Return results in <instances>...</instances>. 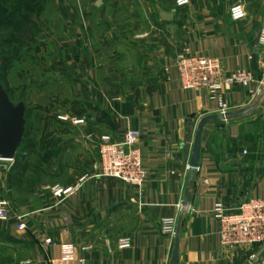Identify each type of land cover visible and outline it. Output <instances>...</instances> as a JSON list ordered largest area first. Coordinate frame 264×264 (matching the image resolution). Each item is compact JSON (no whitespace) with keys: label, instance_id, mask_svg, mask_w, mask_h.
I'll return each instance as SVG.
<instances>
[{"label":"crops","instance_id":"1","mask_svg":"<svg viewBox=\"0 0 264 264\" xmlns=\"http://www.w3.org/2000/svg\"><path fill=\"white\" fill-rule=\"evenodd\" d=\"M177 2L52 0L54 17L35 33L38 47L50 49L42 78L69 85L95 112L93 127L101 133L121 138L139 131L146 180L139 191L90 178L58 204L52 187L23 191L27 174L0 162V191L15 212L28 215L24 232L15 221L0 225L2 252L13 246L33 264H252V255L264 262L263 247L222 245L215 212L218 205L235 210L264 200V91L256 94L264 82V0H189L183 8ZM236 4L246 10L239 21L230 18ZM186 49L220 60L225 75H252L250 86L221 92L226 120L208 89H182L176 59ZM204 120L211 123L202 132L199 168L192 170ZM65 145L83 153L79 172L66 171L62 186L69 187L94 175L97 153L89 140ZM170 218L178 221L176 238L160 229ZM123 237L133 247L118 251ZM69 246L73 261L64 260Z\"/></svg>","mask_w":264,"mask_h":264},{"label":"rangeland","instance_id":"2","mask_svg":"<svg viewBox=\"0 0 264 264\" xmlns=\"http://www.w3.org/2000/svg\"><path fill=\"white\" fill-rule=\"evenodd\" d=\"M51 17L52 0H0V82L15 106H26V133L15 165L18 174H27L22 190L32 189L31 193L41 186L64 185L67 169L79 172L82 168L77 158L83 156L82 150L68 151L65 142L86 140L85 130L61 124L58 117L92 119L95 114L72 94L69 85H52L42 78L49 67L50 49L38 47L35 33L43 20ZM93 125L89 130H99ZM25 262L13 246L10 251L0 249V264Z\"/></svg>","mask_w":264,"mask_h":264},{"label":"built area","instance_id":"3","mask_svg":"<svg viewBox=\"0 0 264 264\" xmlns=\"http://www.w3.org/2000/svg\"><path fill=\"white\" fill-rule=\"evenodd\" d=\"M188 5L189 0H178L177 2L179 8ZM245 14L246 10L242 4H236L230 10V18L233 21L243 19ZM141 37H146V34ZM176 67L182 89L185 91L208 89L213 98L220 100V108L225 120L228 107L220 97L224 88L248 87L253 83L251 74L240 71L225 75L220 60L193 54L188 49L177 56ZM263 91L264 82L259 84L256 94L261 95ZM92 121L90 118H77L64 114L58 117V122L61 124H71L84 129V133H86L84 139L95 144L94 148L97 153V161L92 165L93 176L84 175L73 186L55 185L51 188L50 192L58 204L76 194L90 178L115 179L139 191L144 188L146 171L140 149L141 133L136 130H127L121 138H116L98 130H89ZM86 130L89 131L86 132ZM6 163H12L13 166L16 164V162ZM215 212L220 225L221 243L225 248H264V200H247L235 210H228L222 205H218ZM27 218L28 215L15 212L9 199L0 191V225L15 221L18 231L24 232L27 230ZM160 229L162 234L176 238L178 236V221L174 218L164 219L161 221ZM51 244V240H46L47 246ZM132 247V239L123 237L118 241L116 248L118 251H127ZM88 249L85 248L84 251ZM64 260H75L72 246L65 248ZM250 261L252 264H264L257 255L250 256ZM24 264L33 263L25 262Z\"/></svg>","mask_w":264,"mask_h":264},{"label":"water","instance_id":"4","mask_svg":"<svg viewBox=\"0 0 264 264\" xmlns=\"http://www.w3.org/2000/svg\"><path fill=\"white\" fill-rule=\"evenodd\" d=\"M26 106H15L0 82V161L16 162L26 133ZM211 121L204 120L198 127L195 138L192 170L199 168L201 137L204 128Z\"/></svg>","mask_w":264,"mask_h":264},{"label":"trees","instance_id":"5","mask_svg":"<svg viewBox=\"0 0 264 264\" xmlns=\"http://www.w3.org/2000/svg\"><path fill=\"white\" fill-rule=\"evenodd\" d=\"M2 17L4 18V15H3ZM23 20H24V21H27V19H24V18H23ZM20 22H21L20 24H23V23H22L23 21L20 20ZM86 106H87V105H86ZM87 107H89V106H87ZM20 151H21V149H20Z\"/></svg>","mask_w":264,"mask_h":264}]
</instances>
